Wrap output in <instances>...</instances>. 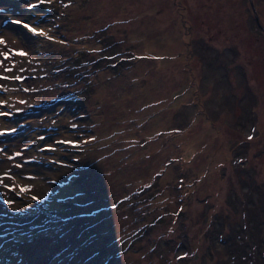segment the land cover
<instances>
[{
	"label": "rangeland",
	"instance_id": "rangeland-1",
	"mask_svg": "<svg viewBox=\"0 0 264 264\" xmlns=\"http://www.w3.org/2000/svg\"><path fill=\"white\" fill-rule=\"evenodd\" d=\"M0 38V264L50 216L72 264H212L228 214L226 264L264 255V0H0Z\"/></svg>",
	"mask_w": 264,
	"mask_h": 264
},
{
	"label": "trees",
	"instance_id": "trees-1",
	"mask_svg": "<svg viewBox=\"0 0 264 264\" xmlns=\"http://www.w3.org/2000/svg\"><path fill=\"white\" fill-rule=\"evenodd\" d=\"M70 99H73V98H70ZM70 99L69 98H64V97L62 99L61 98H57V99H54L53 102H56L57 100H63V102L64 101L68 102V100L69 101H72ZM75 100H77V98ZM67 105L68 106H71V103L68 102ZM49 106H51V105H49L48 103L47 104H44V105L41 106V109L40 110H37V111L35 110L36 112L35 111L33 112L31 110L32 107L29 106L27 103H25V106L24 107L27 110V114H25V117L27 115L30 118H33V120L35 119L34 114L35 115H39L40 117H45L46 113H48V110L50 109ZM33 120H28V121L31 123ZM21 121H22V123H24V125H26V123H28V121H26L25 118L21 119ZM35 124H37V123H35ZM42 124L43 123H41V125ZM47 126H48V129H47L48 131H46V133L52 132L51 131V128L53 126L51 124H47ZM39 128H42V127H39ZM32 129L33 128H31V131H32ZM40 133L41 134H46L45 132L43 133L42 131ZM60 137H63V136L60 135ZM32 143H33V141L31 142V144ZM48 145L51 146V143H48ZM62 150H64V148ZM55 154H56V152H54V153L52 152L51 156H48V157H52V155L55 156ZM57 154L61 155V153L59 151H58ZM76 166L77 165H75L74 168H76ZM177 176L179 178H182L183 177L182 173L177 174ZM224 208H225V206H222L221 205L219 207V210H217L215 212H217L218 215L223 216L221 214V211ZM75 217H77V216L72 215V217H71V215H67L66 217H63V219H61L62 216L58 215L57 218L61 219L64 222L65 221L66 222H71L73 220V218H75ZM231 217H233V216H231ZM231 217H230V214L226 215V219H224L221 222V224L220 225H217V226L214 223H212L213 226L217 227V229H218V235H216V239L220 238L221 244L219 246H222L225 249V250L220 251L221 254H218V255L215 254V260H214V262L212 264H226L225 258L222 255V253L226 251L227 247H230L231 246V244H232L231 243V238H234L233 233H231V235H227V233H226L227 231L230 230L229 229V227H230L229 226V223H232V222L235 221V216L230 221V218ZM243 217L244 216H243L242 213L239 214V217H238V220H237V225H238L237 232L239 234L238 237L240 236L241 239H244V238L246 239L245 236H248L250 238L249 241H247V239H246V241H247L246 247L244 245V248H245L246 253L248 254L252 249H258V251L260 250L261 252H263L264 251V243L258 244V243H255L252 240V238L250 237L251 235L248 232V227L246 225H244V222L246 224L248 222L245 221L246 219H242ZM50 218H51V221L48 222V223H46V224L41 220L42 223L39 224V225H37V226H25L23 228H17V230H19V234H17V233H15V235L12 234V235H14V246L18 250V254L21 256L20 257L21 258V263H24L22 260L26 261L27 264H30L32 261H35L36 262V260L33 259V257L31 256V255H35L34 254L35 250H34L33 243H34V241L37 242V243H39L40 242V239L42 237V234H45L46 235V237H44L45 239H51L52 241H57L58 242V245L55 246L53 248V250L51 251V253H50V256H53V260L50 261V264H72L71 261L73 259L76 260L77 255H81V250H80L81 247L79 249H77L75 246L71 245L70 242H66L65 243V242L61 241V238L63 236L61 235V233H59L60 230H57L55 228V224L58 223L59 220L55 219V217H52V216H50ZM213 218H214L213 216L210 218L211 219V222H214L213 221ZM234 226H236L235 223H234ZM240 229H242L244 231L243 234H241ZM14 230L15 229L9 230V232L12 231L14 233ZM17 230H16V232H17ZM241 235H243L244 238ZM206 238H207V232H206ZM209 248H211V247L209 246ZM232 249H237V248H232ZM95 250L96 251H99L97 248ZM183 256H184V253H183ZM28 257H30L31 259H29ZM95 259L96 260H94V262L91 263V264H107L108 261H109V258H105V257H101L100 259H98V258H95ZM244 259H245V257H244ZM249 259H250L249 258V255H247V258L245 259V261L248 262V263H250V260ZM37 263L38 264H41L38 261H37ZM77 264H88V263H87V261L84 260V258L82 260V257H81L79 259V262ZM255 264H264V255H262V256L261 255H258V260H256V263Z\"/></svg>",
	"mask_w": 264,
	"mask_h": 264
},
{
	"label": "snow or ice",
	"instance_id": "snow-or-ice-1",
	"mask_svg": "<svg viewBox=\"0 0 264 264\" xmlns=\"http://www.w3.org/2000/svg\"><path fill=\"white\" fill-rule=\"evenodd\" d=\"M39 2L43 3V0H39ZM30 8L31 7H35V5L33 4H29L28 5ZM13 23H16V24H23V27H25L26 29H28L30 32L32 33H37L38 30L36 28H33L31 27L30 25L26 24V23H23L22 21L20 20H15L13 21ZM39 34L40 35H45V33L43 32V30H39ZM49 39H51V37H49ZM5 41L3 40V38H0V44H4ZM19 55H27V53L23 52L22 50L18 53ZM5 59H7V56H5ZM8 71H10L11 69H7ZM15 79L19 80V79H22L21 77L19 76H16L14 77ZM0 115H8V113H0ZM12 131H15V129H12ZM249 139H252L251 136L248 137ZM16 155H19V153H16ZM35 199V197H34Z\"/></svg>",
	"mask_w": 264,
	"mask_h": 264
},
{
	"label": "water",
	"instance_id": "water-1",
	"mask_svg": "<svg viewBox=\"0 0 264 264\" xmlns=\"http://www.w3.org/2000/svg\"><path fill=\"white\" fill-rule=\"evenodd\" d=\"M253 8H254V5L252 4Z\"/></svg>",
	"mask_w": 264,
	"mask_h": 264
}]
</instances>
